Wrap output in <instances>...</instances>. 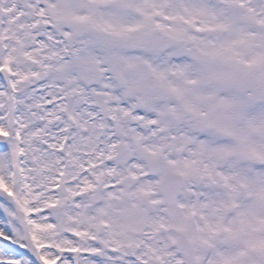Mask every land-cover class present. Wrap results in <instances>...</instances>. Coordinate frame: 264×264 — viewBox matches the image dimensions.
<instances>
[{
    "label": "snow or ice",
    "instance_id": "1",
    "mask_svg": "<svg viewBox=\"0 0 264 264\" xmlns=\"http://www.w3.org/2000/svg\"><path fill=\"white\" fill-rule=\"evenodd\" d=\"M0 264H264V0H0Z\"/></svg>",
    "mask_w": 264,
    "mask_h": 264
}]
</instances>
